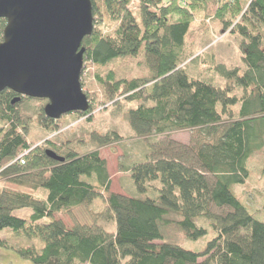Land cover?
<instances>
[{
    "label": "trees",
    "instance_id": "16d2710c",
    "mask_svg": "<svg viewBox=\"0 0 264 264\" xmlns=\"http://www.w3.org/2000/svg\"><path fill=\"white\" fill-rule=\"evenodd\" d=\"M90 2L93 31L81 48L84 62L96 69L93 77L106 99L101 105L114 104L116 96L142 102L129 110L128 119L135 137L148 144L147 154L129 167L119 165L129 174L136 195L110 191V176L99 151L121 141L116 132L90 134L95 149L83 154L75 151L87 140L83 136L59 144L31 143L28 122L16 110L27 98L12 103L17 95L4 90L0 92V232L37 239L41 248L14 249L2 238L0 248L32 264H264V223L230 192L232 185L245 183L247 160L264 145V0ZM197 16L213 18L222 34L240 37L244 71L214 67L227 81L224 88L192 79L185 71L199 58L183 52ZM5 25L0 20V42ZM141 48L150 78L120 80L112 70L99 73L115 60L137 57ZM83 93L89 109L72 114L83 119L71 123V128L90 119L96 109L92 94ZM61 118H46L42 105L38 123L58 136L66 127ZM180 132L192 136L186 145L172 140ZM154 138L162 141L149 143ZM46 150L64 162L51 160ZM25 151L29 153L24 164L14 162ZM40 190L47 195L40 197ZM96 200L102 205L91 224L68 228L56 218ZM24 209L31 211L28 219L13 215ZM172 216L179 220L169 219ZM199 218L209 221L215 232L201 251L157 243L163 238L160 229L171 225L189 240L201 239L207 231L196 226ZM99 221L113 224L114 231L108 232Z\"/></svg>",
    "mask_w": 264,
    "mask_h": 264
},
{
    "label": "rangeland",
    "instance_id": "374dc122",
    "mask_svg": "<svg viewBox=\"0 0 264 264\" xmlns=\"http://www.w3.org/2000/svg\"><path fill=\"white\" fill-rule=\"evenodd\" d=\"M134 6L137 4L133 1ZM134 8V7H133ZM208 20V21H207ZM207 21V22H205ZM101 29L106 32L107 25L103 23ZM2 41V40H1ZM240 37L233 34H222L220 26L213 18L206 19L203 16H197L194 23L191 25L188 34L185 37V44L183 48L184 56L193 58L199 56L193 62L186 66V73L190 78L199 79L211 83L219 88H224L227 81L219 76L214 70L216 65H223L227 69L239 68L240 73L245 69L241 61L239 52ZM112 70L116 79L131 80L133 78H150V71L146 67V62L143 54V49L139 51V55L135 58H122L111 62L106 69H100L101 75L106 74ZM96 69L83 62V69L81 73L80 82L84 85L83 91H88L92 94L94 99V112L91 118L81 120L74 127H70L71 123L75 124L79 119L75 115L67 114L62 116L61 121L65 124L63 133L55 136L50 130L42 128L38 123V114L41 106L46 105L47 101L34 100L27 98L19 103L17 106L18 113L23 119L27 120L28 141L34 144H39L46 140H53L59 144L62 142L74 140L81 136L86 137L84 144L75 146V151L79 154L86 153L95 149L94 142L89 140L92 133L104 135L109 132H116L122 139L120 142L101 148L99 153L101 159L106 162L107 170L111 180L110 191L114 193H127L126 195H136L134 185L128 173H123L119 169V165L129 167L133 163L143 161L147 154L145 140L137 139L135 132L129 124L128 112L131 109L137 108L142 102L126 101L114 97L116 100L114 104L105 103L106 99L95 83L93 74ZM97 107H100L97 108ZM101 107H104L101 109ZM76 114V113H73ZM70 116V117H68ZM74 116V117H73ZM68 130V131H67ZM66 131V132H65ZM192 139L188 132H180L173 134L172 140L177 143L187 144ZM149 143H155L158 138L148 140ZM248 178L244 184H235L230 187V192L244 205L247 211L259 222L264 223V145L263 147L252 154L246 163ZM11 190L17 188L7 186ZM26 191V190H23ZM28 192V191H26ZM40 197L47 195L46 191L40 190L38 192ZM101 200H96L89 207H75L69 214H58L56 218L61 220L68 228L73 227L76 223L91 224L94 216L98 214L101 207ZM13 215L17 218L28 219L31 211L28 209L15 211ZM169 219L179 220V217H169ZM108 232L114 231L113 224L97 222ZM197 227L206 229L207 233L199 240L192 241L187 239L182 230L176 226L171 225L162 227L160 229L162 240L157 243L173 244L182 249L199 252L206 244L215 236V232L211 227V223L203 218L195 221ZM0 238L7 241V245L11 248L35 247L37 251L41 248V243L37 239H29L24 234H14L9 230L0 232ZM0 264H32L29 261L21 259L14 251L10 249L0 248Z\"/></svg>",
    "mask_w": 264,
    "mask_h": 264
},
{
    "label": "water",
    "instance_id": "95a60500",
    "mask_svg": "<svg viewBox=\"0 0 264 264\" xmlns=\"http://www.w3.org/2000/svg\"><path fill=\"white\" fill-rule=\"evenodd\" d=\"M5 20L0 42V92L44 100L46 118L57 121L85 113L89 102L81 88L85 37L93 31L90 0H0ZM48 158L64 159L46 150Z\"/></svg>",
    "mask_w": 264,
    "mask_h": 264
},
{
    "label": "built area",
    "instance_id": "2783aa9c",
    "mask_svg": "<svg viewBox=\"0 0 264 264\" xmlns=\"http://www.w3.org/2000/svg\"><path fill=\"white\" fill-rule=\"evenodd\" d=\"M166 2L169 1V0H165ZM29 153V151H25L23 152L14 162H19L20 164H24V158L25 156Z\"/></svg>",
    "mask_w": 264,
    "mask_h": 264
},
{
    "label": "crops",
    "instance_id": "0c3cea01",
    "mask_svg": "<svg viewBox=\"0 0 264 264\" xmlns=\"http://www.w3.org/2000/svg\"><path fill=\"white\" fill-rule=\"evenodd\" d=\"M68 117H70V116H68ZM74 117V116H73ZM68 131V130H67ZM66 132V131H65ZM118 194H122V195H126L127 193H125V192H122V193H118Z\"/></svg>",
    "mask_w": 264,
    "mask_h": 264
},
{
    "label": "bare ground",
    "instance_id": "6f19581e",
    "mask_svg": "<svg viewBox=\"0 0 264 264\" xmlns=\"http://www.w3.org/2000/svg\"><path fill=\"white\" fill-rule=\"evenodd\" d=\"M47 104V103H46ZM71 114H73V113H71Z\"/></svg>",
    "mask_w": 264,
    "mask_h": 264
}]
</instances>
